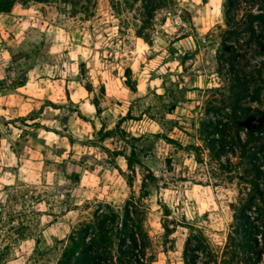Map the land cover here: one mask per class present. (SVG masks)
Listing matches in <instances>:
<instances>
[{
	"label": "rangeland",
	"instance_id": "374dc122",
	"mask_svg": "<svg viewBox=\"0 0 264 264\" xmlns=\"http://www.w3.org/2000/svg\"><path fill=\"white\" fill-rule=\"evenodd\" d=\"M125 2L27 1L0 12V264H58L98 207L119 218L131 196L145 210L143 264H184L194 229L223 251L238 179L215 175L196 149L219 85L225 0H174L144 38ZM118 218L102 254L113 262Z\"/></svg>",
	"mask_w": 264,
	"mask_h": 264
},
{
	"label": "trees",
	"instance_id": "16d2710c",
	"mask_svg": "<svg viewBox=\"0 0 264 264\" xmlns=\"http://www.w3.org/2000/svg\"><path fill=\"white\" fill-rule=\"evenodd\" d=\"M27 1L50 0H0V12ZM124 1L137 14L140 24L135 33L144 38L156 12L174 0ZM223 18L225 28L217 27L214 56L219 85L211 88L213 95L203 108L198 129L202 146L196 150L208 152L215 175L218 171L229 181L238 179L239 198L231 205L233 222L221 255L211 251L207 238L194 229L184 243V264H198L201 255L208 258L203 264H260L264 251V0H225ZM26 81L23 78L19 86ZM95 215L92 224L70 236L58 264H143L149 237L142 202L129 197L119 218L100 207ZM117 218L113 262L112 256L107 260L102 254L111 246Z\"/></svg>",
	"mask_w": 264,
	"mask_h": 264
}]
</instances>
